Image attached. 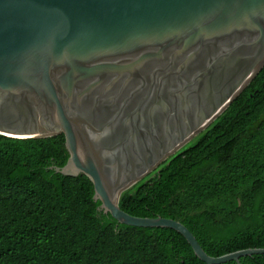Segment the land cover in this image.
I'll return each mask as SVG.
<instances>
[{
  "label": "water",
  "instance_id": "water-1",
  "mask_svg": "<svg viewBox=\"0 0 264 264\" xmlns=\"http://www.w3.org/2000/svg\"><path fill=\"white\" fill-rule=\"evenodd\" d=\"M264 68V0H0V135L64 137L63 176H85L99 211L180 234L118 205L228 108Z\"/></svg>",
  "mask_w": 264,
  "mask_h": 264
},
{
  "label": "trees",
  "instance_id": "trees-1",
  "mask_svg": "<svg viewBox=\"0 0 264 264\" xmlns=\"http://www.w3.org/2000/svg\"><path fill=\"white\" fill-rule=\"evenodd\" d=\"M67 157L63 135H0V264H205L174 230L125 226L99 211L85 176L50 169ZM147 177L121 194L122 211L180 222L211 257L264 249V68ZM239 264H264V255Z\"/></svg>",
  "mask_w": 264,
  "mask_h": 264
},
{
  "label": "rangeland",
  "instance_id": "rangeland-1",
  "mask_svg": "<svg viewBox=\"0 0 264 264\" xmlns=\"http://www.w3.org/2000/svg\"><path fill=\"white\" fill-rule=\"evenodd\" d=\"M194 141H195V140H194ZM194 141H193V142H194ZM193 142H191V143H193ZM191 143H189L188 145H190ZM188 145H187V146H188ZM187 146H185V147H187ZM155 172H156V171H155ZM153 174H154V172L150 173L149 175L153 176ZM149 177H150V176H149ZM149 177H147V178H149ZM145 178H146V177H145ZM145 178H144V179H145ZM147 178H146V179H147Z\"/></svg>",
  "mask_w": 264,
  "mask_h": 264
}]
</instances>
